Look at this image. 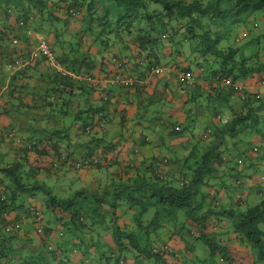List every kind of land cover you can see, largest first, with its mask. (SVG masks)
Returning a JSON list of instances; mask_svg holds the SVG:
<instances>
[{"label":"trees","instance_id":"obj_1","mask_svg":"<svg viewBox=\"0 0 264 264\" xmlns=\"http://www.w3.org/2000/svg\"><path fill=\"white\" fill-rule=\"evenodd\" d=\"M257 9L264 0H0V154L12 158L0 166V264H206L203 251L213 264H264V95L245 87L264 82V31L248 56L226 41ZM156 67L196 80L178 86L189 88L182 120L141 106ZM31 68L47 70L42 89ZM116 82L136 97L114 102ZM120 101L143 116L109 117ZM69 168L92 185L58 197L36 182Z\"/></svg>","mask_w":264,"mask_h":264},{"label":"rangeland","instance_id":"obj_2","mask_svg":"<svg viewBox=\"0 0 264 264\" xmlns=\"http://www.w3.org/2000/svg\"><path fill=\"white\" fill-rule=\"evenodd\" d=\"M107 8H109V9H111L113 11L116 7L109 4ZM257 10L258 11H255L250 16V20L249 21H246L245 24L240 23V24H238V25L235 26L234 30L232 29V32L233 33H234V31L237 30V35H239L240 33L243 34L242 37H238L239 38L238 41H235V39L232 38V37L226 38V41H228L229 43H232L233 45H237V46H241V45L244 46L245 45L244 46L245 56H248L247 53L255 52V50H256L255 43L252 42V40H251L252 37H253V33L254 32L258 33L260 30L261 31H264V18H263L264 17V9L263 10L257 9ZM250 21H251V23H253V21H255L258 24L257 28H254L251 25ZM46 26H48V25H46ZM76 27H77V25L76 26H74V25L73 26H69V29H75ZM247 33H249V35ZM40 35H42V34H40ZM46 37L49 38V39H51V40L53 39V35L52 34H47ZM75 38L78 39V36L76 35V32H73L72 33L71 31H69L67 33L66 32L64 33V38L63 39L65 41H68V40H72L73 39L72 43H68L67 44L63 39H59V40L57 39L55 41L56 42L58 41L60 44H62L63 42H65V44H64L65 48H68L69 47V49L71 51V54H74L78 50V47H76L73 44ZM260 44L263 45V42H261ZM262 95H264V92L262 93ZM79 96H80V93L77 94L76 98H78ZM60 109H63V108L60 107ZM141 110H142V108H139V110H138L139 112H136L134 115H132L131 120L132 119L141 118L143 116V113L141 112ZM222 116L223 117L230 116V110H229L228 107H225V110L222 113ZM71 119L72 118H69L68 121H70ZM115 127H116V130L120 129L119 126H115ZM25 128H29V126L27 125ZM26 132H31V129L28 130V131L26 130ZM242 137L243 138H247V134L246 135L245 134L242 135ZM85 138H87V137L85 136ZM234 139H238L237 136H234ZM231 140H232L231 138H227V143H229ZM5 149L3 148L1 150V148H0V151L2 153H4V150ZM11 159L12 158H11L10 155L8 156V155H5L4 154L2 156L0 154V161H1L0 163H2L0 166H2L7 161L9 162ZM105 169L106 168H103L101 170L100 169L92 168V169H88V170L91 171V173L94 176H96L97 178H100L101 181H103V180L109 181L110 178L104 179L106 177V175H107ZM82 172L83 171L74 170L73 168L64 169L62 171H53V173L50 174V175H48V176H43V177L42 176H39L40 178H37L38 180H36V182L40 186L45 187L50 193L55 194L58 197L73 196V194L75 193L76 190H78L80 188H83V187L88 188L89 186L92 185V183H89L90 182V176H84V179H82V180L80 179V177L78 176V173L82 174ZM1 175H2V173L0 172V177H3ZM26 177H27L26 175H23V180H27ZM31 181L34 182L35 179H32ZM37 191H38V189H37ZM37 194L39 196L43 197V198H47L49 196L48 194L45 193L44 190L38 191ZM233 198H234V196H233ZM42 212H44L45 215L43 216V218H42L43 220H41L39 222V224L45 225L46 222H47V218H48L49 212L45 211V208L44 209H41L39 211V214H41ZM149 213H152V210H148L147 215ZM7 218H8V215H7ZM26 221H28L27 218H25L24 223ZM14 227L15 228H19V223H16L14 225ZM202 255H204L203 258H204L206 264H213V258L208 253V251H203L202 252ZM194 262L196 263V261H194ZM184 264H190V263H186L185 262Z\"/></svg>","mask_w":264,"mask_h":264},{"label":"crops","instance_id":"obj_3","mask_svg":"<svg viewBox=\"0 0 264 264\" xmlns=\"http://www.w3.org/2000/svg\"><path fill=\"white\" fill-rule=\"evenodd\" d=\"M35 46V45H34ZM47 70L45 68H31L27 71V76H29L28 83L32 88L35 89H42L45 85V77H46ZM174 71L172 72V77L175 76ZM110 78V77H109ZM165 79H172V82H169L167 84H164ZM117 83V82H116ZM114 84L110 87V94H113V100L114 102L116 100H119L121 95H124L123 93H126L128 95H131L132 98L136 97V93L131 92H123L127 88H124L120 84L118 85ZM178 84L174 80V78H171V76L160 75L159 77H155L152 79V84L146 88V92L140 95L141 99V106H144L146 103L149 104V110L154 114L156 108H158V103L163 104V107H166L168 110L166 112L167 116H174L177 117L179 120H182L185 114V109H181L183 105H185L183 101L187 98L186 92H189V88L186 90L181 91V89L178 88ZM245 87L249 90L248 94L252 95L253 92H260L262 94L264 92V84H256L253 83V80L247 79L245 81ZM95 97H99L98 91L94 93ZM233 98V99H232ZM233 100L232 103H230L231 110L235 113H238L242 111L243 108V102L238 97H230ZM152 100V101H151ZM125 103V98H124ZM124 103L122 101L116 103L115 105L111 106L109 109V117L114 116L116 120L118 121L121 115L126 112L127 117H132L136 112H139L137 107L135 105L127 106L125 108V112L123 111ZM117 107V108H116ZM249 105H246V108H248ZM205 113V112H204ZM229 117V116H225ZM210 118L207 116L200 117V119H196L194 130L198 131L199 127H202L204 125L208 126L210 122ZM135 124H138V128H142L147 123L144 120H141L140 123L135 122ZM205 130V129H204ZM203 132V131H202ZM201 132V133H202ZM174 154L177 155V152L174 151ZM82 178H84V174H82Z\"/></svg>","mask_w":264,"mask_h":264},{"label":"built area","instance_id":"obj_4","mask_svg":"<svg viewBox=\"0 0 264 264\" xmlns=\"http://www.w3.org/2000/svg\"><path fill=\"white\" fill-rule=\"evenodd\" d=\"M38 47H39V49L42 51V53H44L46 56H48V57L50 58V60L52 61V63L55 64L54 66L57 68L58 71H63V68H62L58 63H56V62L54 61V59H53V57H52V55H51V53H50V51H49L47 45H46L43 41H41V42L39 43ZM65 71H66V70H65ZM154 71H155V72H160L161 69L156 67V68H154ZM72 76H74V75H72ZM180 79H181L183 82H186V83H190V82H191V78H190V76L187 75V74H185V73H181V74H180ZM132 81H133V80L128 79V80L124 81V84L130 83V82H132Z\"/></svg>","mask_w":264,"mask_h":264},{"label":"clouds","instance_id":"obj_5","mask_svg":"<svg viewBox=\"0 0 264 264\" xmlns=\"http://www.w3.org/2000/svg\"><path fill=\"white\" fill-rule=\"evenodd\" d=\"M160 69H161V71L158 72L157 75H162V74H163V73H162L163 68H160ZM66 73H67L69 76H71V75L73 74V72H70V71H67V70H66ZM181 73H183V72L180 71V74H181ZM185 74H186V73H185ZM73 75H74V76H72V77H73V78H76V74H73ZM190 78H191V82H190V83H186V82H183V81L180 79V75H179V79H178V78H177V79H178V80H181V82H179V81L176 82V83L178 84L177 86H179V84H181V83H182V84H185V85H191V84H193V83L196 81V80L193 79V77L190 76ZM258 84H261V85H262V84H264V82L261 81V83H258ZM160 105H162V104H161V103H158V106H160ZM225 121H226V118L222 116V118H221V122L224 123Z\"/></svg>","mask_w":264,"mask_h":264}]
</instances>
